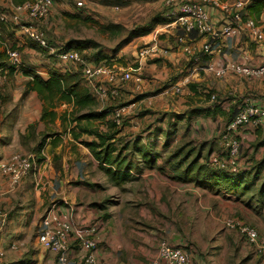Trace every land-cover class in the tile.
<instances>
[{"label":"crops","instance_id":"0c3cea01","mask_svg":"<svg viewBox=\"0 0 264 264\" xmlns=\"http://www.w3.org/2000/svg\"><path fill=\"white\" fill-rule=\"evenodd\" d=\"M30 1L32 0H0V10ZM76 1L79 0H55L48 16L53 18L55 13H61V19L66 21L70 19L89 23L93 22V13H100L104 11L103 8L110 5H115L112 9L119 10L117 5H120L122 12L128 11V14L122 16L123 19H128L131 14H134L133 18L147 15L150 19L161 14L165 7L164 0H80L82 6H76ZM218 1L228 4L236 0ZM242 1L243 19L252 17L264 28L262 5L264 0ZM206 4L210 21L219 27L225 20V12L220 7ZM141 5L145 8L137 15L134 12ZM47 18L40 22L39 26H42L49 36L52 23L48 24ZM23 22H26L25 18ZM0 30L7 46L13 45L19 50L25 68L33 70L43 78H48L50 71L74 76L75 71L70 62L59 60L47 49L41 52L34 42L22 35L16 25H1ZM177 31L173 21L161 22L156 23L141 38L146 42L155 41L152 42L155 45L163 44L174 48L177 46L175 35ZM207 41V36L195 35L192 38V44L197 48ZM47 43L56 50L48 41ZM56 43L58 46L63 45L61 41ZM211 44L214 48L213 55L202 54V57L194 59L189 67L186 66L190 59L187 55L180 51L169 55L170 62H173L174 68L179 71L176 73L173 89L178 87L179 90L176 92H179L182 88L180 86L184 85L188 99L184 111L170 113V116L177 114L182 117L179 119L174 116L171 121L177 125L183 124L181 135L191 137L192 139L187 142H191L192 145L202 146V154L209 148H212V154H221L222 149H217V145L210 142L208 137L213 128H216V134L220 131L231 108L239 110L243 98L251 95H245L246 93H254L251 96L254 102L264 109V76L248 77L233 72L219 76L215 72L205 70L204 66L211 59L218 67L225 66L230 61L251 68L257 67L264 61V47L254 42L247 33L212 41ZM160 50V56L168 54L167 49ZM5 63H7L5 47L0 46V68ZM184 67H187V70H183ZM139 74L142 78L140 82L129 80L126 84L131 83L134 92L144 95L149 83L141 73ZM29 79V75L18 70L9 72L7 78L2 81L0 163L14 154L35 153L37 145L42 141L41 161L38 162L42 167L41 170L34 169L17 183H13L0 169V211L5 215L3 221H0V249H5V253L10 252V244H19L17 241H23L21 238L17 239L21 236L20 231L50 210L68 220L72 226L69 237V264H82L84 251L74 242L85 237L84 228L91 224L97 226L94 235L97 240L94 251L97 264H167L158 256V246L162 241L172 246L185 245L190 254L191 264H208L210 261L208 257L221 254V251L215 250L218 245L211 246L210 240L204 243V239L197 235V229L203 228L204 224L208 227L219 222L215 216L223 211L224 205L217 201L225 203L221 199L223 198L221 192L179 182L174 179V174L168 166L163 170L158 169L167 158L162 152L166 149L161 150L158 143L155 150L160 152V156L156 159L154 168L146 167L144 159L137 156L134 160L135 167L127 173L124 181L113 180L100 167L90 150L81 143L84 135L79 139L72 135L78 129L76 121L71 119L83 113L85 109L78 111L73 99L67 101L55 98L52 104L49 103L36 90H26ZM73 82H78L89 91L97 102V110L102 108L97 99L99 96L86 85L82 77L78 81L73 79ZM143 98L144 96L140 100ZM61 103L69 108L59 112L58 106ZM214 103L217 108H214ZM197 108L209 110L195 115L190 114ZM44 109L47 115L42 118ZM51 113L55 115L51 116ZM95 121L98 120H92V124L99 127L101 124L99 121L95 124ZM247 126L245 130L237 133L240 142L244 139L258 142L264 137V120L257 125L260 127L261 137L255 134V126ZM208 130L211 133H208ZM148 132L150 130L146 133ZM199 133L203 136L200 137ZM118 134H115V137ZM141 135L143 139L140 145L146 144V135ZM135 138L124 139L122 144L121 140L111 141L118 148L125 143L131 145ZM204 142L207 144L202 145ZM84 152L88 155L83 156ZM112 196H116L117 199L112 201ZM210 249L214 253H211ZM51 256L55 260L49 251L47 256L42 252L39 254L41 262L45 261V264H54Z\"/></svg>","mask_w":264,"mask_h":264},{"label":"built area","instance_id":"2783aa9c","mask_svg":"<svg viewBox=\"0 0 264 264\" xmlns=\"http://www.w3.org/2000/svg\"><path fill=\"white\" fill-rule=\"evenodd\" d=\"M54 1L32 0L13 5L7 12L0 13V21L4 24L16 25L23 36L40 47L46 48L59 60L70 62L74 69L80 68V74L84 82L100 98L117 95L120 87L129 80L140 82L142 78L139 73L133 74L129 64L123 66L119 63H114L117 61L114 58L95 63L87 61L75 50L59 52L50 47L46 41L44 31L39 28V24L48 17ZM206 3L214 7H220L225 12V20L219 27L210 21ZM76 6H82V1H76ZM164 6V15L176 24L178 31H182V34H177L176 42L180 52L183 54L194 56L201 52L203 55H213L214 48L210 42L203 43L200 48L192 44L193 37L191 34L193 32L197 33V35L209 36L213 41H218L222 38H233L242 33H247L254 42L264 47V28L253 18L243 19L242 0H236L228 4L220 3L218 0H164ZM24 18L26 22H23ZM0 46L5 47L8 67L0 69L1 87L2 81L7 78L9 67L19 70L23 66V62L19 51L8 47L5 40L2 39L1 31ZM160 54V48L152 43L141 47L137 56H139V59H145L147 57H158ZM204 68L215 72L219 76H223L227 72L243 74L248 77L264 76V61L253 68L235 61H230L225 66L218 67L210 59ZM178 90L179 88L176 87L175 91ZM251 96L247 95L243 98L239 110L226 125L225 133L222 136L226 156L223 158L216 154H211L209 157L210 164L222 169L237 171L241 142L235 137L234 131L244 125L257 126L264 120V109L258 106ZM125 109V107H121L114 110L113 117L116 124L120 123V116ZM36 164L37 157L35 153L14 154L8 160L0 163V169L10 177L13 183H17L33 171ZM4 216V213L0 211L1 222ZM226 225L243 233L248 242L254 246L258 253H262L264 257V240L260 238L255 229L234 219H228ZM96 228V224L87 226L84 228L85 237L74 242L77 247L84 251L82 264H97L94 253L97 247V240L94 237ZM71 230L70 222L56 212L49 210L42 217L37 237L38 242L44 249L56 256V264H69V237ZM12 246L16 247L15 244H12ZM157 251L159 258L167 264H191L189 253L181 246H172L162 241L159 243ZM3 255L4 251L0 250V261Z\"/></svg>","mask_w":264,"mask_h":264},{"label":"rangeland","instance_id":"374dc122","mask_svg":"<svg viewBox=\"0 0 264 264\" xmlns=\"http://www.w3.org/2000/svg\"><path fill=\"white\" fill-rule=\"evenodd\" d=\"M114 6L115 5H110V7L103 8L104 11L100 13H93V17L91 16L93 22L89 23H83L70 19L66 21L61 19V13H55L53 18L49 16V18H47V23H52L50 24V35L47 36L45 32L44 34L49 44L55 47L56 50H58L63 45L68 47L70 46L69 48L76 47V44L74 43L75 41L78 42L84 39L91 40L95 44L93 46H89L83 52L85 55L92 58L96 52L107 57V59H116L117 61L114 63H119L123 66L129 64L133 74L141 73L142 77L148 81L149 87L147 86V91L144 93V98L142 100L138 99L137 96H139V93L134 92V86H132L131 83H128L129 85H123L119 89L117 97H115L116 95L114 97L109 96L107 98L97 97L101 107L111 105L113 103L112 99L115 98H119L120 103L125 104L118 107L126 108L120 116L119 124L114 122L113 114L111 117L112 121L116 124L115 127L119 133L118 136L115 137L116 142L121 140L120 143L122 144L124 139H133L137 137V135L144 134L149 136L150 134L146 133L147 127L150 126L151 129H153L155 125H161V123L157 122L156 119L163 113L170 114L176 113L178 111H184L186 104L188 103V99L186 98L187 94L185 93L184 85L180 86L182 88L179 92H176L173 89L175 87L174 80L176 73H179V71L174 68L173 62H170L171 57L169 55H171V53L180 51L177 45L178 43L176 42L177 46L174 48L166 47L163 44H157L159 48L167 49L168 54L164 56L159 55L158 57L156 56L139 59L137 53L141 47L155 42L152 40L149 42L144 41L141 38L142 35L131 37L128 40V33L132 28H134V26L142 25L147 20H149L147 15L142 17L138 15V13L143 11L145 7L143 5L137 7L134 13H136L138 17L136 16L133 18L132 16L134 14H131L128 19H123L122 16L128 14V11L122 12L120 5H117L119 10L112 9ZM63 16L65 15L63 14ZM106 25H117L118 28L110 26L108 27V30H106V28H104ZM39 28L43 30L42 26H39ZM55 29L57 31H55ZM175 35L177 36V32ZM54 40L61 41L63 45L61 44L58 46ZM247 94L252 95L254 93L248 92L245 95ZM68 108L69 106L61 103V105L59 104L58 106V111L62 112ZM143 113L146 115H143ZM95 124H98V121H95ZM100 124V129L105 130V126L102 123ZM164 124L166 125V123ZM182 125V123H179L178 125L176 124L178 132L174 141L172 142L171 147L165 151H162L165 157H167L168 152L171 153L173 149L192 139L191 137L189 138L187 136L181 135L184 129V127H181ZM134 133L135 135H133ZM208 133H211V131L208 130ZM224 133L225 130L223 125L217 134L216 128H213L211 135L208 137V139L210 138V142L217 145V149H222L223 151L224 145L222 136ZM200 135L203 136L202 133H199V136ZM83 138L91 139L92 137H87L84 135ZM163 140L164 137L160 136L158 139V145H161ZM241 143L238 163H240L241 169H247L253 173L255 165L264 158V145L256 148L253 146L256 143V140L251 141L246 139H244ZM206 144L207 142H204L202 145ZM197 148L198 146H196V149ZM86 155H88L87 152H84L83 156ZM41 167L42 165H38L37 162L34 169L37 171L40 168L41 170ZM263 181L264 167L254 187L251 188L250 192L253 197L249 199L248 194L244 197L233 196L230 198H221L225 203H222L221 200L219 202L217 201V203L224 205V209L223 211L219 212V215L215 216L219 219V222L217 221L216 224H211L208 227H205L204 224L203 228L197 229V235H200L199 237L204 239V243L207 241L209 242L210 240V245H218L215 250L221 251V254H215L208 257L210 260L208 264H264V257L262 253H258L256 251L254 246L248 242L245 235L238 229L229 228L226 225V221L228 219H234L255 229L260 238L264 240V196L261 202L256 191ZM187 191H189V188ZM112 199V201H114V199H117V197L112 196ZM191 215H193V213ZM39 219L34 221V223L30 224L28 227L24 228L23 231H20L21 236L17 239L19 240L21 238L23 241H17L19 244H15L16 247L12 246L14 243L10 244V252L5 253V249H0L4 251V255L0 261V264H45V261L41 262L42 258H39V254L41 252L44 254V256H47L48 254V250L44 249L38 242L37 237L39 234L42 218ZM211 253H214V251ZM53 262L56 264L54 259Z\"/></svg>","mask_w":264,"mask_h":264},{"label":"trees","instance_id":"16d2710c","mask_svg":"<svg viewBox=\"0 0 264 264\" xmlns=\"http://www.w3.org/2000/svg\"><path fill=\"white\" fill-rule=\"evenodd\" d=\"M17 3L16 5L22 4ZM264 5V1L262 3ZM8 9L0 10V13L7 12ZM252 18V17H248ZM88 19V18H86ZM254 19V18H253ZM255 20V19H254ZM167 23L171 22V19H168L164 15V9L161 14H157L152 16L146 23L142 25H138L132 28L129 31L128 40L131 37H135L138 35H143L148 33L156 23ZM1 25H9L4 24L0 21V29ZM12 25V24H10ZM114 28H118L117 25H110ZM105 26L106 30L108 27ZM1 31V30H0ZM2 32V31H1ZM113 33V32H112ZM177 34H182V31H177ZM191 35L194 37L197 33L193 32ZM206 36V35H199ZM208 42H212L213 40L207 36ZM3 39V35H2ZM33 42V41H32ZM76 47L69 48L68 46H62L58 49L59 52L67 51V50H75L82 54V57L88 61H92L95 63L107 60V57L100 55L99 53H94L92 58L85 55L83 52L89 47L93 46L95 43L91 40H82L75 41ZM32 45V44H31ZM38 47H37V46ZM33 46V45H32ZM35 46L42 52L47 51L46 48L40 47L35 43ZM11 49H17L13 45H9ZM76 48V49H75ZM93 49V48H92ZM18 50V49H17ZM19 51V50H18ZM103 56V57H102ZM198 56V57H197ZM209 56V55H208ZM186 66L189 67L193 63V60L197 57H202V53L199 52L194 56H188ZM22 60V59H21ZM1 68H8L7 63L2 65ZM73 67V66H72ZM187 67L182 68L185 70ZM0 68V69H1ZM74 69V68H73ZM21 72L29 75L30 79L26 83V90H36L38 94L42 95L45 100L49 101L52 104L55 98L64 99L70 101L73 99L74 104L77 105V110L85 111L71 120L76 121V126L78 131L73 132L72 135L74 138L79 139L81 135H86L87 137H92L91 139H82L81 143L85 145L91 152L94 159H96L100 167L104 169L109 176L116 180L117 182H122L127 177V173L135 167L136 157L140 156L145 161V166L148 168H154L156 165V159L160 156V152L155 150L157 146L158 139L160 136L164 137L163 142L160 147L161 150H165L171 147L172 142L174 141L177 134L176 122L171 121L172 117L182 118L180 115L174 114L173 116L170 114H162L160 117L156 119L157 122H160L161 125H155L153 129L151 127H147V130H150L146 135L145 139L147 140L146 144H141L140 141L143 139L142 135H137L134 141L129 145V143H125L122 146H118V148L111 141L115 139V134L118 133V130L115 127L114 122L112 121V114L115 109L125 104L120 103L119 98L112 99L113 103L109 106L102 107L100 109H96L97 102L95 98L89 93L87 89L81 87L78 82H73V79L78 81L81 80L80 68L74 69V76L67 74L62 75L57 73L56 71H50L48 78H43L36 74L33 70L27 69L24 66L19 68ZM187 70V69H186ZM18 71L14 67H9L8 72ZM122 87V86H121ZM120 87V88H121ZM110 96V95H109ZM144 95L137 96L138 99L142 98ZM114 97V96H112ZM117 97V95L115 96ZM214 108L216 107V103L213 104ZM218 106V105H217ZM241 106V105H240ZM204 110H209L208 108H197L190 112V114H199ZM238 109L235 107L231 108L230 113H228L226 117V122L224 124V130L226 125L233 119L234 115L237 113ZM47 115V112L43 111L42 118ZM55 113H51V116H54ZM92 120H98L99 123H102L106 128L105 130L100 129V127H96L92 124ZM166 121V122H164ZM166 123V125L164 124ZM164 125V127H163ZM251 126V125H249ZM247 125L240 126L234 131L235 137L240 141L237 136V133L243 131L247 128ZM254 132L259 137L262 136L261 130L259 126L254 127ZM43 145V142L39 143L36 147L35 155L37 157V162L41 161L40 158V150ZM264 145V137L256 142L253 146L256 148ZM130 146V147H129ZM212 154V148H209L204 154H202V146H199L196 149V146L192 145L191 142H185L183 145L176 147L173 149L171 153L168 154L166 160L163 162L161 167L158 169L163 170L165 166H168L170 170L173 172V177L175 180L183 183H191L195 186H198L203 189L215 190L217 192H221L223 197H244L249 194V199L253 197L251 194V188L254 187L255 183L258 180V177L264 167V158L255 165L254 171L241 169L240 163L238 165L237 171H231L229 169H222L218 166L212 165L209 163V157ZM219 157H225L226 153L222 150L221 154L216 153ZM256 189V188H255ZM258 193L259 200L262 202L264 196V181L262 184L256 189ZM184 250L187 248L181 246ZM189 253V252H188ZM190 255V254H189ZM55 260L56 256L54 255Z\"/></svg>","mask_w":264,"mask_h":264}]
</instances>
